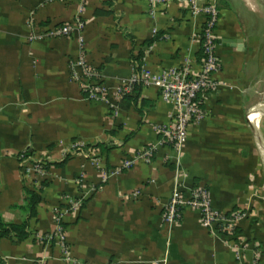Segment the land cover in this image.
Wrapping results in <instances>:
<instances>
[{"label":"crops","instance_id":"1","mask_svg":"<svg viewBox=\"0 0 264 264\" xmlns=\"http://www.w3.org/2000/svg\"><path fill=\"white\" fill-rule=\"evenodd\" d=\"M216 2L220 90L177 152L159 132L172 105L141 87L145 104L120 108L115 89L141 63L155 73L197 60L202 17L177 0H0V219L28 233L0 238V264H65L46 237L55 208L71 200L78 208L62 225L69 253L85 264H264V112L257 126L252 119L264 82V2ZM77 20L106 101L88 99L72 77L77 34L29 38ZM37 163L47 179L27 171ZM197 188L227 217L244 215L231 233L204 228L188 208L164 222L173 194ZM26 190L40 196L35 212Z\"/></svg>","mask_w":264,"mask_h":264},{"label":"built area","instance_id":"2","mask_svg":"<svg viewBox=\"0 0 264 264\" xmlns=\"http://www.w3.org/2000/svg\"><path fill=\"white\" fill-rule=\"evenodd\" d=\"M149 6L165 5L171 0H147ZM194 17H202V25L195 40L202 51V58L192 60L184 58L177 67L164 68L158 72H151L143 63L136 66L131 76L122 79L116 87L115 93L119 99L126 94H132L137 86L154 88L165 103L172 105L170 122L159 130L162 138L171 145L177 152H181L194 125L200 124L206 118L204 103L220 90V84L215 75L221 69V60L217 56V40L215 36L219 22L220 13L216 0H177ZM84 23L77 20L73 24L63 25L45 35L31 36L30 40L42 39L43 37H68L77 34L80 56L78 61L72 65V77L78 81L80 87L90 100H107L108 89L97 84L94 80L99 78L98 72L91 67L84 57ZM114 107L113 111H116ZM249 117V116H248ZM79 144L73 145L72 149L80 150ZM151 150H145L138 158H148ZM134 161H128L123 167H129ZM28 172L37 174L40 180L48 178L49 172L45 163H37L28 168ZM105 175V174H104ZM136 192L134 195H138ZM79 202L71 200L70 207L62 209L55 208V230L46 237L48 241H55L61 249V259L65 264H85L77 261L69 253V246L62 221L71 211L78 208ZM185 208L197 211L200 214L201 225L215 233L220 229L223 232L231 233L234 224L238 222L243 214L234 213L227 217L212 207L210 197L205 189L197 188L191 191L188 196L174 193L169 203L164 206L163 220L169 224L178 222L182 217V210Z\"/></svg>","mask_w":264,"mask_h":264},{"label":"trees","instance_id":"3","mask_svg":"<svg viewBox=\"0 0 264 264\" xmlns=\"http://www.w3.org/2000/svg\"><path fill=\"white\" fill-rule=\"evenodd\" d=\"M219 10V9H218ZM148 44H151V42H148ZM202 58V51L199 50V55L197 57V60L199 61ZM141 89V86H137L132 94H126L121 98L120 108L125 107V105L128 106H136L137 103L140 105L145 104L144 100H139V94L137 93ZM138 94V95H137ZM123 105V106H122ZM27 195V201L30 205L31 212H35L36 206L40 201V196L37 192L26 190ZM26 225H14V224H4L2 220L0 219V238L5 234H15V236L19 240H24L28 237V233L26 232Z\"/></svg>","mask_w":264,"mask_h":264},{"label":"rangeland","instance_id":"4","mask_svg":"<svg viewBox=\"0 0 264 264\" xmlns=\"http://www.w3.org/2000/svg\"><path fill=\"white\" fill-rule=\"evenodd\" d=\"M264 2V0H263ZM258 103L257 104H260V103H263L264 104V82H262L260 85H259V94H258ZM251 112L248 113V115L250 114ZM262 126H261V131H262V134H263V138H264V116L262 117ZM264 179V178H263Z\"/></svg>","mask_w":264,"mask_h":264},{"label":"bare ground","instance_id":"5","mask_svg":"<svg viewBox=\"0 0 264 264\" xmlns=\"http://www.w3.org/2000/svg\"><path fill=\"white\" fill-rule=\"evenodd\" d=\"M254 113H256L255 117L252 118L253 122L255 123V125L257 126L259 124V116L262 114V112H264V104L260 103L258 104L255 108H254Z\"/></svg>","mask_w":264,"mask_h":264}]
</instances>
